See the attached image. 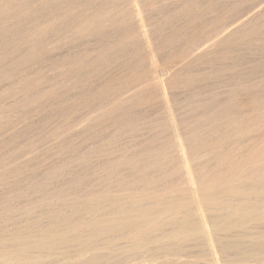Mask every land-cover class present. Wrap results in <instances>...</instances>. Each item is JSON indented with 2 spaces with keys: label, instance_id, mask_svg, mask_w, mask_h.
<instances>
[{
  "label": "bare ground",
  "instance_id": "bare-ground-1",
  "mask_svg": "<svg viewBox=\"0 0 264 264\" xmlns=\"http://www.w3.org/2000/svg\"><path fill=\"white\" fill-rule=\"evenodd\" d=\"M82 1L84 0H30L32 15L30 17V37H28L30 38V44L28 45L31 47V55L34 57L42 51L50 57L46 61L51 59L52 56L54 60V53L55 55L57 53L55 50L58 49L60 52V49H64L70 41H76L82 37L90 39V41L97 38L98 42L99 39L103 41L108 37L110 42L105 39L106 42H109L106 48H103L104 45L102 46L103 49L93 47L94 52L90 63L95 62L96 64V61H103L101 58L106 54L109 56L118 54L117 57L119 58L124 50L123 43L131 40L132 43H136L140 47L142 56L137 58L133 54V57H130L126 62L129 66H133L131 68L142 64L145 65V68L139 67L143 69L140 71L141 73L116 68V70L110 71L107 82L100 86L97 85L98 87L96 86L98 89L91 87L93 82H90L91 84L88 85L91 86L83 89L86 90V93L88 92L87 94L84 95L82 90L83 94L80 97L76 94V101L70 102V99H67L70 102V104L66 102L68 106L73 108L75 113H79L74 121V135L72 131L70 133L73 138L67 136L68 141L65 138L62 139L64 135L61 138V142L66 141L63 144L61 143L63 152L66 156L70 155L67 161L77 169V189L71 199L76 200H73L77 203V209H75L82 217L87 219L89 214L91 215L88 220H85V218L80 219L82 221L78 226L85 233L87 231V234L78 229L81 234L85 235L75 237L74 241L80 248L75 249V252L67 258L70 261L76 260L77 263L79 261L87 262L94 257L120 258L126 264L183 263L193 259L209 260L212 264H242L263 260L264 93L263 89L259 87L260 81L258 83L253 74L250 73L251 71L249 72L245 68L231 71V76L225 73V75L228 74L232 77V80L229 78L228 80L231 81H228V84L226 83L227 79L225 82L223 80V84L226 83L224 86H220L218 83L219 86L211 88L206 97L210 101L207 102L204 98V102L208 104L205 103L206 107L202 110L199 109V111L194 108L198 102L193 105L192 103L195 101L184 95L186 92L184 89L187 88L186 83L188 84L192 80L195 81L199 75H203L204 77H201L204 79L207 74L210 76L211 73L209 72L212 71L210 67L213 64L220 63L224 57L229 54L231 56V53L240 50L244 38V33L241 35L243 30H238V24L231 20H228L229 23L227 22V24L226 22L225 24L222 23L223 19H219L220 16L222 18V12L217 10V6L216 12L213 9L215 20L209 19L207 23H204V21L206 22L204 17V21L201 20L204 24L200 22L197 23L198 25L194 24L195 28L192 27L194 29L193 35L188 39L181 38V40H185V44L183 43V46L179 45L180 50L178 49L179 51L176 53L172 51L176 54L174 56L176 58L174 59L171 54H168L164 59L162 50L164 43L158 41L161 38L159 36H161L162 31L158 30L161 34L157 33V21H155L157 19H154L155 16L153 17V13H151L157 8L155 7L156 9L153 11L150 10V0H100V2L96 1V4L94 2L95 5L92 6L87 4L88 7L90 6L88 9L87 7L84 8V10H87H81L84 12L79 11L80 15L79 13L75 15V11L72 10L78 8L77 4ZM195 1L173 0L169 4L177 10L178 7L184 9L186 5L191 6ZM198 3L197 6L195 4L196 7L194 4L193 7L188 6L191 10H194L193 18L196 16L200 18L201 14L205 13L204 8L206 6L200 5L199 7ZM39 6L42 8V14H39V9H37ZM161 6L163 7V5ZM170 7L168 5V11ZM260 8L262 10L263 7ZM176 10L171 11L175 12ZM191 10H189L190 14H192ZM67 12L69 13V16H67L69 19L65 20L64 16ZM169 12L168 14H170ZM252 12H249L248 18H256L261 15L260 11ZM188 17L190 18L191 15ZM197 17L195 18L196 22ZM180 18L182 19L183 16L180 15ZM59 19L62 20L60 21L61 26L58 23L51 30L52 24ZM243 19L246 21L245 18ZM190 20L192 21V18ZM255 20L251 19L250 22H255ZM158 22L161 25L165 24V21L163 23ZM40 24L53 33L56 31L53 30L59 25L60 35L57 36L56 34V37L47 36L46 38L47 34L45 36L43 34V41L39 42L38 28ZM172 25H168V28ZM182 25H184L183 22L180 27L185 29ZM250 25L252 23L248 25V28ZM165 27L167 28V25ZM189 31L187 30V32ZM244 32L246 31L244 30ZM48 35L51 34L48 33ZM102 36L106 37L103 38ZM166 38L165 36L163 39ZM56 39L61 43L60 45L57 44ZM180 42L182 43V41ZM78 44H80L79 41ZM167 44H165L166 48L169 46ZM85 48L87 49V47ZM65 49L68 48L65 47ZM164 52L167 53V49ZM85 53L87 54V52ZM68 55L71 56V54ZM78 55L80 56V54ZM232 55L233 58L236 56L234 53ZM61 56L64 57L62 53ZM74 57H70V59ZM105 57L103 58L105 59ZM59 58L56 57L58 60ZM68 58L66 57V60ZM66 60H64L67 63L66 65L70 64L72 66L71 62L73 63L74 60L72 59L73 61L69 64ZM76 60L78 61V59ZM120 60L122 59H119V62ZM64 61L62 62L64 63ZM55 62L58 61L55 60ZM99 63L97 64L99 65ZM81 65L78 66L79 69L83 66ZM73 67L76 68V65H73ZM48 68L52 71V64H49ZM108 70L107 72H109ZM101 71H105L104 68ZM222 71L224 70L222 69ZM70 72H73V70L70 69ZM221 72L217 73L220 74ZM51 74L47 80L49 84L54 80ZM59 74H63L65 78L69 74V69ZM214 74H216L215 71ZM71 75L74 77V74L71 73ZM102 75L104 77V73ZM57 76L55 77L57 78ZM91 76L94 80V74ZM212 76L213 71L210 78ZM216 76L214 75V77ZM75 77H77V83L79 84L78 76ZM226 77H221V79ZM62 79L63 77L59 81H62ZM97 79L99 78L97 77ZM202 79L201 82L203 83L208 78L203 81ZM211 79L213 80V78ZM65 80L60 83L65 84ZM209 80L206 82H209ZM57 81L56 84L59 83ZM87 81L89 83L90 80ZM192 84L191 87H193ZM71 86L69 89L72 91L74 88L71 89ZM46 87L50 90L52 85H46ZM79 87H83V85ZM55 88H53V92ZM63 88L60 87L59 89ZM208 88L209 86L206 90ZM75 89L78 92L77 87ZM182 89L184 92H182ZM67 91L69 92V90ZM203 91L205 90L203 89ZM258 92H260V96ZM193 93H196V90ZM63 94L65 93L63 92ZM46 95L48 96V94ZM193 96L191 97L194 98ZM52 99L54 98L52 97ZM60 99L63 100L62 97ZM48 100H51V98ZM101 102L112 105V110L110 113L108 112L109 115L101 116L98 120V117L94 115L98 106L95 110L93 107ZM51 103L52 101L49 102V104ZM60 106L62 107V105ZM91 106H93L92 110H85ZM100 108H102V105ZM159 109L164 110L162 116H160L162 112H159ZM65 113L61 114L64 116ZM190 114L189 119H186V115ZM66 115L68 114L66 113ZM184 116H186L185 120H181ZM68 124L67 126H72V124ZM64 131L65 129L62 132ZM61 133L60 135H62ZM71 148L74 150L73 156L69 153V151H72ZM87 169H89V172ZM90 174L96 176V179L94 178L95 181L91 185L92 187L87 188L86 179L88 177L86 178V176ZM66 200L65 202H67ZM85 212L88 214H85ZM70 227L77 226L73 227L72 225ZM72 228L68 230L71 231ZM54 231L49 234L29 236L25 239L23 236L22 240H20V237L12 236L13 238H9L14 242L11 245H5L1 242L0 259L7 260L9 253H15L18 255L13 258L14 261H17L24 258L25 255L22 257V253L28 249H32L31 251L38 249L37 252L39 249H56L59 246L57 244L67 238L61 234L59 235V231H56V229ZM61 232H65V230ZM3 239L1 238L2 241ZM235 247L240 248V250L232 251L231 249ZM195 248H203L201 250H204V252L194 253L188 251ZM39 252L41 253V251ZM11 258L10 256L9 259ZM69 259H66L65 262H69ZM5 264L7 263L5 262Z\"/></svg>",
  "mask_w": 264,
  "mask_h": 264
},
{
  "label": "rangeland",
  "instance_id": "rangeland-1",
  "mask_svg": "<svg viewBox=\"0 0 264 264\" xmlns=\"http://www.w3.org/2000/svg\"><path fill=\"white\" fill-rule=\"evenodd\" d=\"M84 1H82L80 4H77L78 8H75V10L74 9L72 10L73 12L75 11L74 12L75 15H77L79 13V11L83 13L85 10H87L90 7V6L88 7L89 4L92 6V5H95L98 1L100 2V0H95V1L93 0V2H91L92 0H89L90 2L88 0H86L85 2ZM150 1L153 2V0H150ZM170 1L172 2L173 0H168V1L167 0H158V1L154 0L155 3L149 2L150 8H151L150 10L153 11L157 8L155 11H153L151 13H153L152 14L153 17L155 16L154 19H157V20H155V21H157L156 22L157 33L163 34V35L161 34V36H159V38L160 37L165 38V36L167 37L166 38L167 40L163 39V38L162 39L160 38L161 40L160 39L158 40L159 42L162 41V43H164L163 49H162L163 53H164V55H163L164 59L168 54H171V56L175 59L176 58V57H174L176 55L175 53L180 50L179 49L180 46H183L185 44V40H181V38L182 39H188V38H190V36L193 35L192 33H193L194 29L192 27H194L193 26L194 24L198 25L199 22L201 24H204V23H207L209 21V19L210 20L213 19L212 21H214L215 20L214 13L217 10L222 12V18H221V16L219 18L220 20L223 19L221 21L222 23L225 24V22H226V24H227V22L229 23L228 20H231L235 24H238V30H240V31L243 30L242 33L239 31L241 33V35L244 33L243 34L244 38L242 37L243 41L241 42L242 46L240 45L241 46L240 50H236L233 52L234 55H236L234 57L236 59V61L233 58V55H232L233 53H231V56H230V54L228 56H226L227 59H226V57H224L225 60L223 59L220 63L213 64V66L210 67V70L213 71V76L211 77V78H213V80L210 78V76L212 75V71H210L209 72V73H211L210 76H209V74H207L205 76V79L203 78L204 77L203 75H201L203 77H201L199 75L198 79H195V81L192 80L188 84L187 83L185 84V86H187V88H185L183 86V89L185 88L184 90H186V92H187V94H185L186 93L185 92L184 95H186L188 98H190V100L192 99V101H195L192 104L196 105L197 104L196 102H198V104L196 106H194V108H196L195 109L196 111H199V109L202 110L203 108H205L206 107L205 103L208 104L207 102L210 101V99H206V97H207L208 91L211 88L217 87L219 85L224 86L226 83L228 84V81L230 82L232 80V77H230L231 71L241 70L244 68L247 69V71H249V72L251 71L250 73L253 74V76L256 78V81L258 83L260 81L259 87L263 89L262 91L264 93V13H263L264 12V0H216V1L215 0H203V1L196 0L195 3H193L194 6H195V4L197 6V3L199 2L198 3L199 7H200V5H204L207 7V8L206 7L204 8L205 9V13H203L204 16L201 14V17H203L202 19H201V17L198 18L196 16L197 22L195 19L196 17L194 16L195 18H193V11L194 10L193 9L191 10V8H190V7H193V4H191V6L186 5L185 6L186 8L184 7L185 10L183 9V7H181V8L178 7L176 10V8H174V6L169 4ZM29 2H30V0H0V215H1L0 216V246H2L1 242H2V244L4 243L5 245H7V244L11 245V243H14V242L12 241V239H9V238H13L15 236L20 237L21 239L20 238H17V239L22 240L23 236L25 239L26 237H29V236L32 237V236H37L40 234H49L50 232L54 231L55 229H56V231H59L58 232L59 235L61 234L64 237L66 236L67 239L63 240L61 243L57 244L59 246H57L56 249H52V250L39 249V251H41V253L39 251L37 252L38 249H36V250L33 249V251H31L32 249H28L30 252H27L28 250L24 251L22 253L23 254L22 257L25 255L24 258L17 260V261H14L15 260L14 258H15V256L17 257L18 254L14 253L15 254L14 255L13 253H9L8 257H7L8 259L6 258L7 260L3 261V258H2V259H0V263L5 264V262H6L7 264H69V263L70 264H81L83 262L84 264L85 263L86 264H88V263L89 264H120L122 261L121 264H123V263H125V261H123L120 258H109V257H99V258L97 257L96 258V257H94L92 259H89L90 261L88 260L87 262L86 261H79L81 263H79V262L77 263L76 260L70 261V259L67 258L73 252H75V249L77 250V248L79 247L78 244L75 243L74 239H75V237L77 238V236H80L83 234V233L81 234V232H84V230L82 231V229L79 228L78 224H80L81 221L85 217H82L78 213V211L76 210L77 209V207H76L77 203L75 202L76 200L71 199L73 194H75V191L77 189V181H76L77 180V178H76L77 177V169L73 164H71L69 161H67L68 157L70 155L68 154L66 156L65 153L63 152V149L61 146L63 144V142L65 143L66 141L63 140L61 142V140L64 138L67 140V136H68V138H69V136L71 139L73 138V136H71L72 134H70V133L72 131L73 135H74V130H75L74 121L76 120L77 116L79 115L78 112L75 113L74 112L75 110L68 106V103L70 104V102L76 101V97L77 96L80 97L81 94H83V92H82L83 89L89 88V86H91V85H92L91 87L94 88L97 85L100 86L103 83L107 82L108 81L107 77L109 78L110 71L116 70V68H118L119 70L128 69V70H131L132 72H135V73L142 71L145 68V65L143 66V64H142V65L135 66L134 68H131L133 66H129L126 62L130 59V57H133V54L135 55V57L141 58L142 52H140V47L136 43H132L131 40L127 39L128 42L125 41L123 43L125 45V46L123 45V48H124L123 53L125 52L124 55L121 52V55L118 58L117 57L118 54L114 55V56H112V55L109 56L108 54H106L105 55L106 57L103 56V57H105V59L103 57L101 58V59H103V61H96L97 63L100 62L98 65L97 63L95 64V62L90 63V59H91L92 54L94 52L93 47L95 48V46H96V48H99V47L102 48V46L104 45L103 48H106V46H108V43L110 42L109 38L106 36H104V37L102 36L103 38L106 37L105 39H107V41H109V42H106V40L101 37L103 39V41H101V39H99V41H98L99 44H98L97 38L92 39L90 41V39L88 40V39H84V38L80 37V38H78L79 40L75 39L77 42L76 41H70V42L68 41L69 44L65 45V47H67L68 49H65V47H64V49H60V52L58 49H56L55 52H57L59 54L57 55V53H56V55H55V53H54V57H55L54 60H53V56L51 57V59H48V61H50V62L46 61V59L50 58V57H48V55L46 53H45L46 54L45 55L42 51H40L42 53L39 52L38 55L33 57L31 55V47H30V45H28V44H30V38H28V37H30V17L32 15V9H31L32 7H31ZM94 2H95V4H93ZM84 4H86V5H84ZM166 4L171 6L169 9L170 12L168 11V5L166 6ZM161 5H163V7ZM188 6H190V7H188ZM217 6H218V8H217ZM86 7H87V9L84 10V8H86ZM260 7H263L262 10ZM210 8H211V10H210ZM216 8H217V10H216ZM37 9H39L38 10L39 14H42V12H41L42 8L39 6ZM77 9H79V10H77ZM174 9L176 10L175 12H173ZM188 9L192 11V14H190L191 12ZM213 9H215V12H213L214 11ZM28 10H30V11H28ZM81 10H84V11H81ZM171 10H173V11H171ZM72 11H70V13L73 15ZM248 11L250 13L252 11H258V12L260 11L261 15H259V17L257 16L258 19H257V17L256 18H253V17L248 18L249 14H250ZM168 12L170 14H168ZM79 15H80V13H79ZM180 15L183 16L182 19L180 18ZM184 15H185V17H184ZM190 15H191L190 18H192V21L188 17ZM65 16H64L65 20L69 19V17L67 18V16H69L68 12L65 13ZM178 16H179V19H178ZM244 16H246V17H244ZM174 17H176V18H174ZM204 17H205L206 22L203 20ZM260 17H261V19H260ZM243 18H245L246 21ZM176 19H177V22H176ZM249 19L250 20L256 19L255 22L256 21L257 22L255 23L253 21L254 22V25H253V22H250ZM162 20L165 21V24L163 23L164 21H162ZM188 20H190V22H188ZM201 20H203L204 23ZM224 20H226V21H224ZM243 20H244V23H246L245 25L242 22ZM60 21H62V20H60V19L58 21L55 20V22L53 23L54 25L52 24V28H50V29L52 30L55 27V25L58 23L60 25V23H61ZM158 21L162 22L163 25H161V23H159ZM182 22L184 24L182 26L185 27V29L183 28L185 30V33H184L182 27H180ZM192 22H193V24H191ZM247 22H248V25L252 23L253 26L250 25V27L248 28ZM59 25L56 26L57 28L53 30V31L56 30L58 32L55 31L53 33L50 29L48 30L45 26H42L40 24L39 28H38V30H39V32H38L39 33L38 34L39 42L43 41V38L46 34H47L45 36L46 38H47V36L48 37L50 36L51 38L56 37V34H57V36H59L60 35L59 29L61 26V25L60 26ZM164 25L165 26L167 25V28ZM168 25H172V26H169V28L171 27L172 29L171 28L169 29ZM163 26H164V28H163ZM58 27H59V29H58ZM189 29H190V31H189ZM158 30H161L162 32L160 31L161 33H159ZM187 30L189 32H187ZM244 30L246 32H244ZM169 31L171 32L170 34H169ZM45 32H48L51 35H48V33H45ZM43 34H44V36H43ZM187 34L189 35V37ZM179 40L182 41V43ZM55 41H58V40L56 39ZM78 41L80 42V44H78ZM95 41H96V43H95ZM90 42H92L95 45L91 44ZM85 43H88L90 46L88 44H85ZM126 43H127V45H126ZM57 44L60 45L61 43L58 41ZM105 44H107V45H105ZM165 44H167L169 46H167V48H166ZM97 45H99V46L97 47ZM79 46H80V48H79ZM84 46L87 47L88 50ZM91 46H92V49H91ZM75 48H78L79 50L75 49ZM89 48L92 50L91 52L89 51L90 50ZM71 49L74 51H72ZM166 49H167V53L164 52V50L166 51ZM168 49H170L171 52ZM130 51H131V53H130ZM168 51H169V53H168ZM172 51H174L175 53ZM71 52H73V53H71ZM85 52H87V54ZM61 53L64 57L61 56ZM127 53H128V56H127ZM68 54H71V56ZM72 54H74V55H72ZM78 54H80V56ZM84 54H86V55H84ZM90 54H91V56H90ZM74 56H76L77 58ZM56 57L57 58L60 57L59 60L56 59ZM66 57H69V58L66 60ZM70 57H74L75 59L72 58L74 61L72 59H70ZM108 57H109V59H108ZM114 57H116V58H114ZM76 59H78L79 62ZM119 59H122V60H120V62H119ZM228 59H230V60H228ZM55 60H57L58 62H55ZM64 60L68 61V64L71 61H73L74 64L71 62L72 66L70 64H69L70 66L66 65L67 63ZM231 60H233L234 62H237V63H234ZM62 61H64L65 64ZM80 61H81V63H80ZM53 62H54V64H53ZM82 62H83V64H82ZM49 64H52V71H50V69L48 68ZM63 64L66 66H64ZM100 64H102L103 66L102 65L100 66ZM239 64H241V65L239 66ZM73 65L74 66L76 65V68L73 67ZM79 65L82 66V67L80 66L82 68V69L80 68L81 70L78 67ZM92 65L94 66V68ZM105 65H107V66H105ZM109 66H110V68H109ZM139 67L140 68L144 67V68L140 69ZM85 68H87V69L85 70ZM103 68L106 72L109 68V70H108L109 72H107V73L105 71L102 72L101 70H103ZM221 68L225 72L224 71L221 72V70H222ZM66 69H69V74H67V76L64 78V75L59 74V73L64 72ZM70 69L73 70V72H70ZM88 69H89V72H88ZM97 69L99 70V72ZM59 70H60V72H59ZM93 70H94V72H93ZM216 70H218L217 71L218 73L219 72H221V73L218 74L216 72ZM47 71H48V73H47ZM74 71H76V72H74ZM214 71L216 74H214ZM50 72L51 73L53 72V73L51 74ZM49 73L51 74L52 78L54 79V80L52 79L53 82L51 81L50 84L47 81L50 77ZM71 73L74 74V77H73V75H71ZM86 73H87V75L89 74L88 77H87ZM103 73H104V77H103V75L101 76V74H103ZM225 73H228L230 76L228 74L225 75ZM80 74H82V75L84 74V75L82 76ZM92 74H94V76H95L94 80H93V76H91ZM54 75L55 76L59 75V76H57V78H56ZM214 75L215 76L217 75V76L214 77ZM46 76H47V78H46ZM75 76H78L79 84L77 83V77H75ZM84 76H86V77L84 78ZM99 76H101V77H99ZM220 76L221 77L227 76V77L225 79L224 78L221 79ZM60 77L61 78L63 77L62 81L66 79L65 84H61L62 81H59V79H61ZM97 77L99 79H97ZM69 78H71L70 79L71 81L69 80ZM229 78H231V80H228ZM45 79H46V81H45ZM67 79H68V81H67ZM85 79L90 80L89 83L87 80H86L87 82L84 81ZM201 79H202V81L206 80V79H207L206 81H208L209 79L210 80H209V82L203 81V83H205V84H203L201 82ZM226 79H227L226 83L223 84ZM56 80L59 81V83L57 81L59 86H58V84H56ZM101 80H102V82H101ZM198 80H200V81H198ZM223 80H224V82H223ZM95 81H96V83H95ZM97 81H98V83H97ZM213 81H217V82H213ZM90 82L91 83L93 82V83L91 84ZM199 82H201V83H199ZM210 82H211V84H210ZM52 83H54V84H52ZM192 83H195V84H192ZM218 83H219V85H218ZM88 84H91V85H88ZM191 84L193 85V87H191ZM46 85H52L50 90H49V88L46 87ZM70 85H72L71 89H73V88L75 89L77 87L78 92L76 91V89H75V91L73 89L72 91H74V92H72L69 89ZM82 85H83V87H79ZM206 85L209 86V88L207 90H206V88L208 86H206ZM58 87L59 88L64 87V88L59 89ZM188 87H189V89H188ZM53 88H55L54 92H53ZM65 88L67 90H69L70 93ZM80 88H82V89L80 90ZM45 89H47V90L45 91ZM56 89H59V90H56ZM183 89H182V92H184ZM194 89L196 90V93H193V92H195ZM203 89L205 91H203ZM48 90H49V93L51 92L50 94L48 93ZM62 91L65 94H63ZM83 91H84V95L88 93V92L86 93V90H83ZM46 94H48V96ZM68 94H70V95H68ZM76 94H77V96H76ZM259 94H260V92H258V95ZM73 95L75 96V99H74ZM191 96H193L194 98H192ZM46 97H48V98H46ZM52 97L54 99H52ZM61 97L63 100L60 99ZM199 97H201L203 99L201 100ZM49 98H51V100H48ZM64 98H65V100H64ZM204 98L206 99L207 102H204L205 101ZM67 99L68 100L70 99V102ZM48 101L49 102L52 101V103L49 104ZM46 102H47V104H46ZM66 102H68V103H66ZM201 103H204V104H201ZM65 104H66V107H65ZM60 105H62V107ZM101 105H102V108H100ZM107 105H108V107H107ZM50 106H51V109H50ZM52 106L55 108V111H54V108ZM67 106L69 109L67 108ZM111 106L112 105H110L108 103L105 104V103L101 102V103H99V105H96V106L94 105V107L93 106L88 107L85 110H92V107L95 110V108L97 107L95 110V114H94V112H93V114L95 116H97L98 120H99V118H101V116L109 115L110 111L112 110ZM60 107L62 108V110ZM106 107H107L108 111H107ZM66 109H67V111L69 110V112H67ZM71 109H73V110H71ZM100 109H101V111H100ZM56 110H58V111L56 112ZM105 110H106V112H105ZM59 111H61V112H59ZM97 111H98V113H97ZM160 111L162 112V113H160V116H162L164 113V110L159 109V112ZM63 112L64 113L66 112L68 115H66V113H65L64 114L65 117H64L61 114ZM70 112H73V113H70ZM56 113H58V114L55 115ZM99 114H101L100 117H99ZM73 116H75V117L73 118ZM186 116H187V118H186ZM186 116L182 117L183 119H181V120H185V118L189 119L191 114L186 115ZM58 118H60L62 121L64 119V121L62 122ZM68 118H69V120H68ZM68 122H69V124H72V126L69 125ZM63 123L66 126L62 125ZM67 124L69 126H67ZM62 128H63V130L65 129L64 132H62L63 131ZM66 129H68V130L66 131ZM69 130H70V132H69ZM60 133L62 135H60ZM62 136H63V138H62ZM71 150L72 151H69V153L72 154L71 156H73L74 150L72 148H71ZM64 159H65V161H64ZM89 169H87L88 172H89ZM93 176L94 175H91V174L86 176V178L88 177V179H86V187L87 188L92 187L91 185L94 184V181H95L94 178L96 179V176H94V177ZM89 179H90V181H89ZM45 196H47V197H45ZM65 200L67 202H65ZM73 200H75V201H73ZM87 212H85V214ZM88 213H90V212H88ZM90 216L91 215L89 214V216L87 217V219L85 218V220H88L89 218H91ZM80 219H82V220H80ZM58 220H59V222H58ZM76 222H77V224H75ZM67 223L70 225H68ZM72 225H73V227L74 226H77V227H74V228L70 227ZM65 227H66V229H64ZM71 228L73 230H71V231L68 230ZM58 229H60V230H58ZM64 230H65V232H61ZM85 234H87V231ZM85 234H83V235H85ZM6 237H8L7 240H5ZM1 238L2 239L4 238L3 239L4 242L1 240ZM7 241L8 242L10 241V242L8 243ZM201 249H203V248H195V249H191V250L189 249L188 251L194 252V253L199 252V251L204 252V250L202 251ZM233 249H235V250H233ZM231 250L237 251V250H240V248L238 249L235 247V248H232ZM61 251H62V253H61ZM47 253H48V255H47ZM64 253H66V254H64ZM28 255L31 259L28 257ZM10 256L12 258L13 257L14 258L9 259ZM66 259H69L68 260L69 262L66 263L65 262V261H67ZM8 260L10 261V263H8L9 262ZM91 261H92V263H91ZM153 264H212V262H210L209 260L193 259L189 262H183V263L166 262V263H153ZM236 264H240V263H236ZM242 264H264V259L260 260V262H250V263H242Z\"/></svg>",
  "mask_w": 264,
  "mask_h": 264
}]
</instances>
